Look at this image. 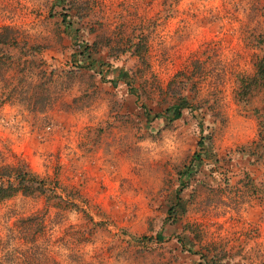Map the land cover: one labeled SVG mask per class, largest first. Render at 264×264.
I'll use <instances>...</instances> for the list:
<instances>
[{
    "label": "rangeland",
    "instance_id": "1",
    "mask_svg": "<svg viewBox=\"0 0 264 264\" xmlns=\"http://www.w3.org/2000/svg\"><path fill=\"white\" fill-rule=\"evenodd\" d=\"M261 4L0 0V26L33 54L0 65V163L23 158L60 195L0 201V264H264V81L241 93ZM144 49L162 89L141 78ZM178 72L193 107L170 122L154 114L181 101L165 91ZM201 133L207 153L165 220Z\"/></svg>",
    "mask_w": 264,
    "mask_h": 264
},
{
    "label": "trees",
    "instance_id": "2",
    "mask_svg": "<svg viewBox=\"0 0 264 264\" xmlns=\"http://www.w3.org/2000/svg\"><path fill=\"white\" fill-rule=\"evenodd\" d=\"M258 10L260 15L264 18V4L258 5ZM261 36V35H260ZM259 40L263 44L262 55L256 61L255 73L252 78L241 79V93H246L254 84L260 81H264V36L260 37ZM84 41L77 40L75 46L78 48V53L82 54L83 51L81 50V46L87 48L83 45ZM139 43H136L138 45ZM38 48V47H37ZM21 52V54H20ZM30 54V56H29ZM24 55V57H23ZM32 57L33 54L31 53L28 45L25 41H19L16 38L12 27L9 25H2L0 26V65L8 67L10 65H20L28 62L30 59L27 57ZM136 56L139 59V62L145 67L141 78L147 85H153L158 89H162L161 83L155 77V75L150 70V61H149V54L148 50L144 49L142 51H137ZM42 65L47 64L46 61H41ZM89 68L92 70H97V61L94 59L88 63ZM146 70H149L150 75L153 77L152 81L147 75ZM44 72V76L46 75V71ZM98 72V71H97ZM107 72L105 71L103 78L109 82H111L114 86H117L115 77H107ZM99 73H103V70H100ZM126 78V74L124 73ZM43 76V77H44ZM156 83V85H155ZM188 88L187 79L181 78V73H176L171 79L167 82L166 86V93L170 96H178L181 97V101L175 104H172L164 109L161 113H155V117H163L168 121H173L178 119L182 116L183 109L189 108L192 109V105H190L189 101L186 98L182 97L183 92ZM249 92V91H248ZM247 92V93H248ZM246 93V94H247ZM143 106V110L147 118L149 117L150 111L146 108L145 105ZM202 124V123H201ZM206 142H208V138L205 135H200V138L196 142V148L192 157L190 159L189 165H184L179 171V175L177 177L178 186L175 189V205H172L167 210V217L165 220L174 221L176 220L175 217L179 214L177 212L181 211V206L179 202V194L183 188L190 184L191 179V165L195 162H199L202 159L203 155H206L207 149L205 147ZM201 149V151H200ZM199 151V152H198ZM57 181H51L49 178H42L38 174L34 173L29 169L27 162L23 158H18L15 163H0V201L7 200L17 194H22L25 196L30 197H38V196H45L47 200V204L53 200V198H60V195H56L57 189ZM50 204V203H49ZM179 216V215H178ZM163 236L160 234L156 235L155 239L163 240ZM176 241L179 243L183 250L193 251L191 247H187L184 243L182 237L180 235H175L174 237ZM199 258H204V263L200 260V264H208L205 262V256L202 253H198ZM213 264H219L212 259Z\"/></svg>",
    "mask_w": 264,
    "mask_h": 264
}]
</instances>
